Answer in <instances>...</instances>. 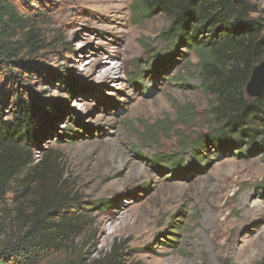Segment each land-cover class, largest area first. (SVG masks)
I'll list each match as a JSON object with an SVG mask.
<instances>
[{
  "label": "rangeland",
  "instance_id": "obj_1",
  "mask_svg": "<svg viewBox=\"0 0 264 264\" xmlns=\"http://www.w3.org/2000/svg\"><path fill=\"white\" fill-rule=\"evenodd\" d=\"M249 1L264 10V0ZM131 3L18 5L46 44L28 90L58 114L34 152L45 196L25 194L22 209L55 195L81 219L80 233L41 264H101L109 255L116 264H259L264 145L244 143L239 155L210 139L197 58L160 39L163 16L134 18ZM6 203L14 209L15 196Z\"/></svg>",
  "mask_w": 264,
  "mask_h": 264
},
{
  "label": "trees",
  "instance_id": "obj_2",
  "mask_svg": "<svg viewBox=\"0 0 264 264\" xmlns=\"http://www.w3.org/2000/svg\"><path fill=\"white\" fill-rule=\"evenodd\" d=\"M51 1L0 0V264H41L80 233L81 219L67 211L73 207L65 198L54 195L51 203L42 200L24 212L21 203L31 191L45 196L44 164L35 162L34 152L58 114L53 103L28 90L33 58L46 44L18 5ZM131 9L134 18L163 16L168 27L160 39L194 53L216 127L210 139L237 147L239 155L247 143L264 145V88L255 99L245 94L253 67L264 60V10L249 0H132ZM9 196L17 203L12 210ZM101 264L116 259L109 255Z\"/></svg>",
  "mask_w": 264,
  "mask_h": 264
},
{
  "label": "water",
  "instance_id": "obj_3",
  "mask_svg": "<svg viewBox=\"0 0 264 264\" xmlns=\"http://www.w3.org/2000/svg\"><path fill=\"white\" fill-rule=\"evenodd\" d=\"M264 88V60L257 63L252 70L249 81L245 87V94L250 99L257 98Z\"/></svg>",
  "mask_w": 264,
  "mask_h": 264
}]
</instances>
